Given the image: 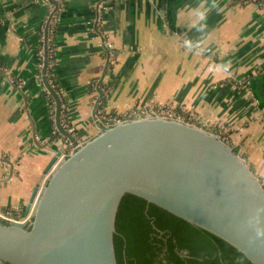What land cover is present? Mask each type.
<instances>
[{"label":"crops","instance_id":"1","mask_svg":"<svg viewBox=\"0 0 264 264\" xmlns=\"http://www.w3.org/2000/svg\"><path fill=\"white\" fill-rule=\"evenodd\" d=\"M56 1L48 22V0H0L1 210L24 216L51 157L39 146L56 131L39 81L46 31L49 81L75 136L94 135L98 117L168 106L224 135L264 184L260 0Z\"/></svg>","mask_w":264,"mask_h":264},{"label":"water","instance_id":"2","mask_svg":"<svg viewBox=\"0 0 264 264\" xmlns=\"http://www.w3.org/2000/svg\"><path fill=\"white\" fill-rule=\"evenodd\" d=\"M48 1L55 6L49 22L59 3ZM48 58L46 31L39 81L55 100L56 131L39 145L51 157L25 205L30 221L0 219L2 263L118 264L117 214L131 194L219 237L252 264H264V184L231 143L197 123L147 109L146 116L99 124L63 155L52 143L75 137L62 124Z\"/></svg>","mask_w":264,"mask_h":264},{"label":"trees","instance_id":"3","mask_svg":"<svg viewBox=\"0 0 264 264\" xmlns=\"http://www.w3.org/2000/svg\"><path fill=\"white\" fill-rule=\"evenodd\" d=\"M118 264H252L212 233L127 194L114 236Z\"/></svg>","mask_w":264,"mask_h":264},{"label":"built area","instance_id":"4","mask_svg":"<svg viewBox=\"0 0 264 264\" xmlns=\"http://www.w3.org/2000/svg\"><path fill=\"white\" fill-rule=\"evenodd\" d=\"M252 1V0H251ZM260 3L262 7L264 8V1L260 0ZM156 115H161L164 117H172V118H178L176 114L173 113V110L171 107L168 106H159L151 109ZM147 115V108H141L139 111H134L133 114H124L121 116H109V117H98V121L100 124L108 126L112 125L120 120H122L123 117H133V116H146ZM63 126L72 133V135L75 137V141L72 143L68 139H57L54 143L57 145V147H60L63 149V155H68L70 152H72L75 148L79 147L83 140L82 138L74 135V127L70 125L69 122L62 121ZM218 135L227 142V139L224 137V135H221L218 133ZM0 219L2 220H8V221H18V222H28L31 219L30 213L24 216H20L18 214L11 213L10 211H4L0 209ZM0 264H4L0 261Z\"/></svg>","mask_w":264,"mask_h":264},{"label":"rangeland","instance_id":"5","mask_svg":"<svg viewBox=\"0 0 264 264\" xmlns=\"http://www.w3.org/2000/svg\"><path fill=\"white\" fill-rule=\"evenodd\" d=\"M218 134V133H217ZM220 134V133H219ZM54 144V146H56L57 147V145L55 144V143H53Z\"/></svg>","mask_w":264,"mask_h":264}]
</instances>
